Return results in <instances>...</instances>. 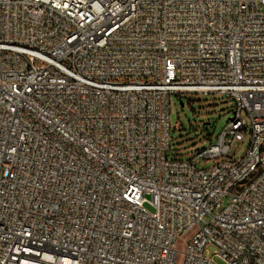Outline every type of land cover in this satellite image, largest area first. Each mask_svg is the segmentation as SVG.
Returning a JSON list of instances; mask_svg holds the SVG:
<instances>
[{"label": "built area", "instance_id": "1", "mask_svg": "<svg viewBox=\"0 0 264 264\" xmlns=\"http://www.w3.org/2000/svg\"><path fill=\"white\" fill-rule=\"evenodd\" d=\"M186 94L234 105L187 161ZM189 235L184 264H264V0H0V264H177Z\"/></svg>", "mask_w": 264, "mask_h": 264}, {"label": "rangeland", "instance_id": "2", "mask_svg": "<svg viewBox=\"0 0 264 264\" xmlns=\"http://www.w3.org/2000/svg\"><path fill=\"white\" fill-rule=\"evenodd\" d=\"M183 103V105H181ZM233 103L222 95H196L186 94L173 96L171 101V156L179 153L182 160H190L191 155L209 143H216L218 136L232 118ZM245 127H249L245 117ZM250 133H247L244 143L232 149L236 160L245 156L250 147ZM217 161L206 162L201 160L197 168L207 169L214 166ZM228 201L226 202V204ZM191 235L179 241L177 246V264H184L185 243ZM211 257L217 252L213 245L207 248ZM217 264H224L219 257H214Z\"/></svg>", "mask_w": 264, "mask_h": 264}, {"label": "water", "instance_id": "3", "mask_svg": "<svg viewBox=\"0 0 264 264\" xmlns=\"http://www.w3.org/2000/svg\"><path fill=\"white\" fill-rule=\"evenodd\" d=\"M181 105H183V103H181Z\"/></svg>", "mask_w": 264, "mask_h": 264}]
</instances>
